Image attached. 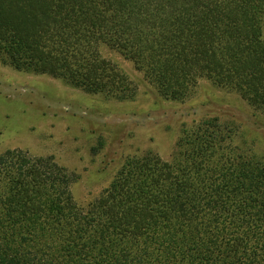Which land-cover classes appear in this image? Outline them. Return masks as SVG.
Masks as SVG:
<instances>
[{
	"label": "trees",
	"instance_id": "1",
	"mask_svg": "<svg viewBox=\"0 0 264 264\" xmlns=\"http://www.w3.org/2000/svg\"><path fill=\"white\" fill-rule=\"evenodd\" d=\"M102 46L162 97L205 79L264 115V0H0V63L133 100ZM175 146L126 158L82 208L54 158L0 153V264H264V161L217 124Z\"/></svg>",
	"mask_w": 264,
	"mask_h": 264
},
{
	"label": "rangeland",
	"instance_id": "2",
	"mask_svg": "<svg viewBox=\"0 0 264 264\" xmlns=\"http://www.w3.org/2000/svg\"><path fill=\"white\" fill-rule=\"evenodd\" d=\"M104 57L137 86L133 100L87 93L46 74L0 63V153L50 156L77 179L71 194L85 207L109 186L128 157L169 160L184 129L217 124L232 145L264 161V115L234 92L202 79L183 100L160 96L120 52Z\"/></svg>",
	"mask_w": 264,
	"mask_h": 264
}]
</instances>
